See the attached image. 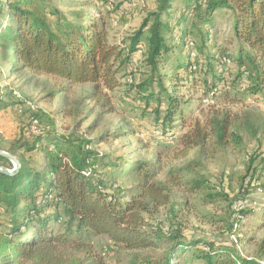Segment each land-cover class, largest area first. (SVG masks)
I'll return each instance as SVG.
<instances>
[{
	"label": "trees",
	"instance_id": "obj_1",
	"mask_svg": "<svg viewBox=\"0 0 264 264\" xmlns=\"http://www.w3.org/2000/svg\"><path fill=\"white\" fill-rule=\"evenodd\" d=\"M129 4L143 6L145 15L136 30L114 44L103 18L82 8L62 12L46 0H0V75L40 83L49 89L48 96L60 97L69 113L71 105L78 113L85 102H92L98 109L88 125L92 131L101 115L115 112L106 91L121 87V73L127 71L133 105L141 118L152 115L153 124L132 130L118 126L110 135L139 134L151 143L167 142L180 134L178 157L193 156L183 167L170 166L163 180L157 179L159 168L152 160L132 159L127 173L135 175L137 184L126 190L114 179L124 162L108 159L97 146L103 134L57 136L44 125L36 107L26 106L31 100L0 85V108L13 98L26 118L16 140L7 147L0 140V149L20 163L14 174L0 173V264H107L83 238L89 234L104 235L110 243L122 245L130 252L129 264H180L173 262L179 258L178 250L196 248L198 243L185 241L179 227L147 223L145 215L169 203L172 189L185 182L181 175L185 167L201 163L215 151L227 154L236 147L245 149L241 202L246 199V178L247 186L255 188L253 184L258 183L264 191V0H130ZM121 5L117 3L116 13L124 11ZM221 9L235 12L233 31L240 42L235 56L219 48L209 51L206 37L211 28L189 29L193 22L194 28L207 27ZM172 58L170 73L164 72L163 65ZM135 64L145 68L138 80L131 77ZM50 78L56 82L51 87ZM79 85L90 88L82 96L69 98ZM197 85L202 98L230 96L231 88L235 95L246 96L251 106L238 113H212L182 131L185 111L179 87ZM33 119L40 128L38 134L30 131ZM250 143L254 147L248 152ZM33 154L37 159L33 160ZM0 165L13 166L1 155ZM186 185L213 189L207 194L212 201L228 198L215 184L210 186L198 177ZM231 212L227 230L231 238L240 240L238 231L247 211L235 202ZM52 223L64 230H54ZM236 243L205 242L198 247L197 258L203 264H264V237L256 257L239 254Z\"/></svg>",
	"mask_w": 264,
	"mask_h": 264
},
{
	"label": "rangeland",
	"instance_id": "obj_2",
	"mask_svg": "<svg viewBox=\"0 0 264 264\" xmlns=\"http://www.w3.org/2000/svg\"><path fill=\"white\" fill-rule=\"evenodd\" d=\"M46 2H49L62 12H67L71 8H82L96 18H103L109 41L114 44H119L123 38L138 28L146 11L141 5H130V0H46ZM119 2L122 4L121 7L124 11L116 13L115 8ZM234 15V11L221 9L213 15L212 21L207 24V27L197 26V28H194L195 22H193L189 25V29L192 32H197L200 27L203 30L211 28L210 36L206 37V47L209 51L214 52L215 49L219 48L231 56H235L240 42L233 31ZM177 45L179 47L182 46L181 43ZM175 53L177 54V50ZM174 62L173 58L170 59L163 65L162 70L170 73ZM136 66L137 64L133 68L134 72L131 73V77L138 80L143 77L145 68L142 64H139L138 68ZM129 78L130 73L127 71L126 73L122 72L120 78L121 87L113 91H106L115 112L111 115H101L98 121L99 125L96 128L93 127L92 131L88 129V125L93 123L98 113V109L92 102H85L86 107L78 113L71 105L72 110L69 113L68 107L62 102L60 97L48 96L49 89H44L40 83L37 85L26 84L17 76L7 79L5 76L0 75V85L2 87L9 86L22 96H25L26 99L31 100L34 107L40 111L44 125L47 128L50 127V130L57 136L84 134L87 138H92L103 134L104 138L97 146L106 157H109L108 159L115 160V162H121V160L124 162L121 171L114 173V179L127 190L137 184L135 175L127 173V163L132 159L144 158L152 160L159 168L157 179L163 180L170 166L183 167L193 156L191 153L185 158L178 157L177 142L180 134H176L167 142L156 141L151 143H148L147 139L139 134L121 137L110 135L115 134L118 126L132 130L137 125L143 127L145 124V127L149 128L153 124L151 123L152 115L141 118L140 110L133 105V95L127 87ZM43 79L40 78V80ZM48 84L51 87L56 82L53 79H48ZM89 88L88 85L73 87L68 97L76 98L82 96ZM179 91L184 101L183 108L185 111L182 131H186L188 126L194 121L204 122L212 113L225 110L238 113L246 106H251V102L248 101L246 96L243 94L235 95V90L231 88L230 96L222 93L214 97L212 95L210 98H202L204 95L199 91V85L192 88L189 86L179 87ZM7 104L6 108H0V140L3 141L5 147L8 146L9 142L17 139L18 128L22 120H26L23 113L25 110L16 105L13 98H10ZM90 108L91 110L89 111ZM140 121L141 123H137ZM51 122H53V125ZM253 147L254 143L248 144L247 151H252ZM245 153V149H240L239 147L229 151L227 154L215 151L212 154L209 153L210 157L203 159L201 163L196 165L195 163L189 164L181 172L185 182L183 181V184L176 185L172 189L169 203L165 206L154 208L151 213L145 215L147 223H155L162 227H173V230L175 227H179L185 241L198 243L196 248L193 245L181 252L178 250L179 258L173 261L174 263L203 264L202 260L197 258V251H199L198 247L205 244V242L227 243L232 240L237 242L236 248L242 256L256 257L258 255V246L264 237V191L258 189V183L253 184L256 186L255 188L247 186L248 178H246L244 181V185L246 184L244 186L246 188V199L242 202L238 199L240 191L242 192L243 190L239 188L242 183V177L245 174ZM32 158L33 160L37 159L34 154ZM197 177L206 181L210 186L212 183L215 184L219 190L228 195V198H219L216 201H212L210 197H207V194L209 192L212 193L213 189L195 190L186 185L187 181ZM262 182H264V178ZM235 202L238 207L239 202L243 204L239 208L247 211L241 221V229L238 231L240 232V240L237 236L231 238V233L227 230V225L231 222V217H233L231 211L234 209ZM171 210H173V213ZM52 228L58 232L64 230V227L58 223H52ZM83 238L90 243L92 248L101 255L107 264H129L130 252L124 249L122 245L110 243L109 239L104 235L89 234L88 238H85V235Z\"/></svg>",
	"mask_w": 264,
	"mask_h": 264
},
{
	"label": "water",
	"instance_id": "obj_3",
	"mask_svg": "<svg viewBox=\"0 0 264 264\" xmlns=\"http://www.w3.org/2000/svg\"><path fill=\"white\" fill-rule=\"evenodd\" d=\"M0 155L7 158L13 165L11 169H8V168L0 165V173L7 174V175L14 174L18 170V168L20 167V163L17 160V158L15 156L11 155L10 153L3 151L1 149H0Z\"/></svg>",
	"mask_w": 264,
	"mask_h": 264
},
{
	"label": "built area",
	"instance_id": "obj_4",
	"mask_svg": "<svg viewBox=\"0 0 264 264\" xmlns=\"http://www.w3.org/2000/svg\"><path fill=\"white\" fill-rule=\"evenodd\" d=\"M16 96L20 98V94L16 93ZM26 106L29 107L30 109H35L34 105L30 101H26ZM30 131L33 134H38L39 133L40 128L38 127L37 120H35V119L31 120ZM242 205L243 204H240V202H239V207H242Z\"/></svg>",
	"mask_w": 264,
	"mask_h": 264
}]
</instances>
